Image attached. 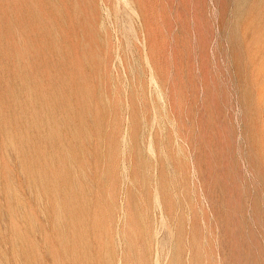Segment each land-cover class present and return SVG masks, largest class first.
I'll list each match as a JSON object with an SVG mask.
<instances>
[{"label": "rangeland", "instance_id": "1", "mask_svg": "<svg viewBox=\"0 0 264 264\" xmlns=\"http://www.w3.org/2000/svg\"><path fill=\"white\" fill-rule=\"evenodd\" d=\"M0 264H264V0H0Z\"/></svg>", "mask_w": 264, "mask_h": 264}]
</instances>
